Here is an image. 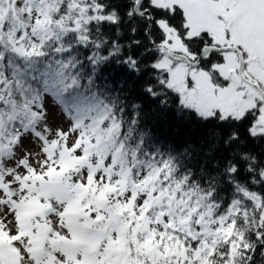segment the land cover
<instances>
[{"label":"snow or ice","instance_id":"1","mask_svg":"<svg viewBox=\"0 0 264 264\" xmlns=\"http://www.w3.org/2000/svg\"><path fill=\"white\" fill-rule=\"evenodd\" d=\"M0 264H264V0H0Z\"/></svg>","mask_w":264,"mask_h":264}]
</instances>
